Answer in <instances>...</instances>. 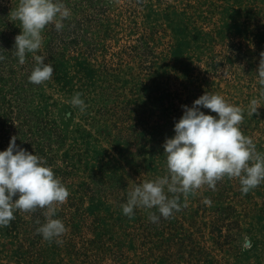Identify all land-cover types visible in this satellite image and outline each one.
I'll return each instance as SVG.
<instances>
[{
	"label": "rangeland",
	"instance_id": "obj_1",
	"mask_svg": "<svg viewBox=\"0 0 264 264\" xmlns=\"http://www.w3.org/2000/svg\"><path fill=\"white\" fill-rule=\"evenodd\" d=\"M63 2V28L48 24L36 52L55 72L36 85L33 54L19 64L13 51L20 0H0V151L10 130L69 191L54 204L61 243L37 232L46 207L16 210L0 227V264H264V182L244 194L225 176L169 194L181 207L167 218L121 207L137 184L167 174L163 144L182 105L207 91L242 108L241 131L264 153V0ZM77 92L84 111L70 103Z\"/></svg>",
	"mask_w": 264,
	"mask_h": 264
},
{
	"label": "clouds",
	"instance_id": "obj_2",
	"mask_svg": "<svg viewBox=\"0 0 264 264\" xmlns=\"http://www.w3.org/2000/svg\"><path fill=\"white\" fill-rule=\"evenodd\" d=\"M12 15L20 21L22 29L15 37L14 55L19 64H24L26 54H33L36 64L28 80L40 85L55 72L52 63H45L43 56L36 55L42 46V32L50 23L60 31L70 9L63 0H20ZM3 59L0 55V60ZM257 71L264 86V52L260 53ZM81 96L75 93L70 103L84 111L87 105ZM255 104L254 99L253 113L257 112ZM182 108L183 115L174 123V136L166 138L163 144L167 174L137 184L121 206L124 215L131 217L135 208L144 207L156 208L167 218L181 207L180 196L169 194L187 196L203 184L214 188L216 181L225 176L239 178L244 194L264 182V153L258 152L253 139L241 131L244 118L241 107L229 103L219 93L207 91L191 106ZM202 108L217 115L206 114ZM16 140V136L11 137L7 149L0 151V227L9 225L16 210L46 207V220L37 232L45 240L59 244L61 241L56 238L66 232V226L61 219L54 218V204L63 203L69 191L43 157L19 146ZM148 218L155 223L160 216L149 212Z\"/></svg>",
	"mask_w": 264,
	"mask_h": 264
},
{
	"label": "trees",
	"instance_id": "obj_3",
	"mask_svg": "<svg viewBox=\"0 0 264 264\" xmlns=\"http://www.w3.org/2000/svg\"><path fill=\"white\" fill-rule=\"evenodd\" d=\"M4 126H6V123H5V122H4ZM4 135H5V138H7V141L9 142V139L11 140L10 130H9V132H8V131L5 132ZM19 137H20V136H19ZM31 145H32V144H31Z\"/></svg>",
	"mask_w": 264,
	"mask_h": 264
}]
</instances>
